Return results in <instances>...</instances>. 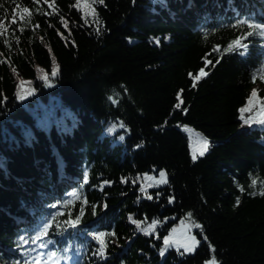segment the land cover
Masks as SVG:
<instances>
[{"label": "trees", "instance_id": "obj_1", "mask_svg": "<svg viewBox=\"0 0 264 264\" xmlns=\"http://www.w3.org/2000/svg\"><path fill=\"white\" fill-rule=\"evenodd\" d=\"M0 25V264H264V0H0Z\"/></svg>", "mask_w": 264, "mask_h": 264}, {"label": "rangeland", "instance_id": "obj_2", "mask_svg": "<svg viewBox=\"0 0 264 264\" xmlns=\"http://www.w3.org/2000/svg\"><path fill=\"white\" fill-rule=\"evenodd\" d=\"M184 130H186V132L190 137L192 153L197 156L201 152V150H203V142L206 140H204V138L197 130H194L189 127H184ZM192 237L193 235L189 232V230H187L185 226H181L175 229L174 232H172L170 239L178 244L187 245V246L191 245V247H193V242L195 241L191 239ZM194 248L191 251H194ZM56 259H58V257H56ZM53 262L54 261H52V263Z\"/></svg>", "mask_w": 264, "mask_h": 264}, {"label": "snow or ice", "instance_id": "obj_3", "mask_svg": "<svg viewBox=\"0 0 264 264\" xmlns=\"http://www.w3.org/2000/svg\"><path fill=\"white\" fill-rule=\"evenodd\" d=\"M98 3L103 4L104 3V0H98ZM23 11H24V13H27L29 10H28V8H24ZM13 22H15V17L14 16H13ZM2 27H3V25H0V28H2ZM233 43L234 44H239V41H234ZM208 63H211V61H208ZM201 74L202 75H207V73L204 72L203 69H201ZM197 79H199V77H197ZM252 96L255 97L256 96V93L253 92L252 93ZM248 103L251 106V105L254 104V100L250 99L248 101ZM176 107L177 108H180V104H177ZM248 110H250V109H241V111H248ZM259 123L264 124V119L260 120ZM207 147H208V143H207V141H204L203 142V150H201V152L199 153L200 156H203L204 155V152L207 150ZM193 159L194 160L196 159V155L195 154H193ZM160 175H161V177H163L164 176V173L161 172ZM164 182L166 183L167 181H164ZM133 222L136 223L135 221H133ZM68 223L72 227H75V222L74 221H69ZM194 226L195 227H200V225H194ZM113 235H114V233H113ZM104 236H105L104 233H100L99 235H97L95 237L100 242V248L98 249V251L101 253V255H103V249L105 247ZM191 239L195 240V237H192ZM164 243H165L166 246H170L169 245V238L166 237L165 240H164ZM197 243H199V242L197 241ZM41 246L43 247V244H41ZM183 247H185V251H191L192 250L190 246L184 245ZM162 254H163V251H162ZM51 255L52 256H55L56 253H51Z\"/></svg>", "mask_w": 264, "mask_h": 264}]
</instances>
